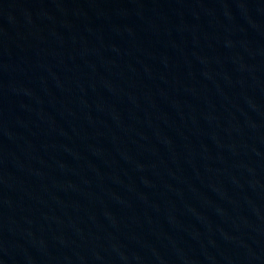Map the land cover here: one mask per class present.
<instances>
[{
  "label": "water",
  "instance_id": "1",
  "mask_svg": "<svg viewBox=\"0 0 264 264\" xmlns=\"http://www.w3.org/2000/svg\"><path fill=\"white\" fill-rule=\"evenodd\" d=\"M0 264H264V0H0Z\"/></svg>",
  "mask_w": 264,
  "mask_h": 264
}]
</instances>
